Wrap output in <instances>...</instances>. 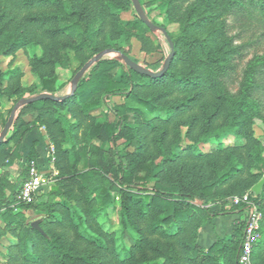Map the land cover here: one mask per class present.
<instances>
[{"label":"trees","instance_id":"16d2710c","mask_svg":"<svg viewBox=\"0 0 264 264\" xmlns=\"http://www.w3.org/2000/svg\"><path fill=\"white\" fill-rule=\"evenodd\" d=\"M203 1L207 9L198 20L187 22L178 36L168 31L175 53L162 75L141 74L123 60L104 58L80 79L73 94L21 104L20 109L30 107L33 116L26 119L19 113L0 142V170L21 157L25 134L41 127L55 149L59 183L48 201L38 197L26 203L18 199L20 187L9 179V172H0V237L11 233L24 239L6 246L4 255L12 264H239L244 220H236L230 235L217 236L208 246L199 242V235L215 218L248 208L231 203L235 179L252 169L258 171L251 174L254 184L264 177V149L251 127L254 118L264 120V50L256 51L264 45V0ZM131 3L0 0V56L37 46L44 37L54 45L64 40L83 65L106 49L130 56L117 45L120 37L135 34L147 41L150 30L140 17L120 19V11ZM48 6L59 12L42 10ZM21 13L23 26L18 22ZM212 24L217 25L205 37L195 34ZM249 52L252 57L244 62ZM53 61L59 62L55 57H30L42 88H29V97L56 94L55 78L44 73ZM115 69L119 77L114 76ZM20 75L18 68L7 72L0 68V95L7 93L2 89L5 80L13 89L10 96L19 93ZM118 95L125 99L114 109L118 122H99L92 112ZM29 97L21 96L16 104ZM182 127H187L189 143L183 141ZM128 129L136 149L122 157L117 138ZM230 134L239 143L221 142ZM104 136L113 149L100 147L92 162L93 142ZM209 142L218 146L209 152L198 148ZM37 144L33 142L27 155L23 179L28 164L37 160ZM114 189L121 192L123 228L138 234L132 246L123 248L124 256L115 245L117 237L104 232L99 223L113 204ZM263 193L264 185L259 195L252 193L263 215L254 264H264ZM218 201L220 208H213ZM29 210L44 215L42 230L27 224Z\"/></svg>","mask_w":264,"mask_h":264},{"label":"rangeland","instance_id":"374dc122","mask_svg":"<svg viewBox=\"0 0 264 264\" xmlns=\"http://www.w3.org/2000/svg\"><path fill=\"white\" fill-rule=\"evenodd\" d=\"M141 1L149 19L166 28L174 36L181 34L184 25L187 22L198 20V18L207 9V5L203 0H172V2H168V0ZM42 10L45 12H59V10H56L50 6L43 7ZM119 17L122 21H132L138 19L139 15L134 7L133 2L128 6V8L122 9L120 11ZM18 20L19 24L21 23L22 26L25 25L26 20L24 19V13L19 14ZM216 25L217 24L207 25L204 28L196 31L195 34L203 38L209 34L210 29L214 28ZM146 35L149 38L147 41L140 39L135 34L122 36L117 41V45L123 47V49H125L130 54V56L136 59L140 64L152 70H161L166 58L171 52L169 41L161 30H149L146 32ZM42 41L43 42L37 46L19 49L15 52V54L0 56V68L2 71L7 72L8 70L15 68L20 69L21 75L18 79V82L22 87L19 93L10 96V93L13 92V89L8 87V82L6 80L2 83V89L7 90V93H5V95H0V133L4 128L3 122L8 120L17 100H19L21 96H31L32 93L28 92V89L31 87H35L37 90L42 88L41 75L33 71L32 66L30 65V57L38 55L44 58L55 57L57 60H59V62L53 61L46 64L44 70L45 75L48 76L47 78H55L56 85L59 87V89L56 91L57 95H66L71 92L72 79L74 78L75 73H77L78 70L83 66L82 59L79 58V56L73 51L69 50V47L65 45L64 40H61V42L56 45H54V43L52 44L51 41L46 37H44ZM44 46H47V50L49 51L48 54H46L47 50H45ZM50 50L55 51L56 54L54 53L51 55ZM262 50H264V45L256 49V51ZM251 57L252 52H249L245 57L244 62H246ZM104 58L122 60L121 56L115 52L106 55ZM244 62L241 64V68L244 66ZM89 71L87 73H89ZM113 74L115 77H119L118 69H115ZM13 82L16 84L17 78H15ZM124 102L125 99L123 95L113 96L110 98L107 105H101L99 108L95 109L92 114L96 116L99 122L108 120L116 123L118 122V118L114 113V109L117 106L123 105ZM19 113L26 119H31L33 116V110L30 107L22 110L19 108L16 112V116ZM251 127L253 129L254 136L260 141L264 149V120L258 117L254 118ZM186 131L187 127H182L181 135L183 141L185 143H189V140L185 137ZM129 136H131V134L130 130L128 129L123 130V132L120 133L117 138L118 151L122 157H126L128 152H132L136 149V146L133 145L132 140L129 139ZM48 142L50 144L49 139ZM221 142L225 145H234L239 143L235 134H230L224 137L221 139ZM113 146L114 145L108 140L107 136L94 140L90 151L91 161H96L100 147L113 149ZM217 146L218 142H209L199 144L198 148L205 152H209ZM46 156L48 160V164L44 166L46 185L39 197L40 201H48L50 199V191L52 187L58 185L59 183L56 178L59 174V170L57 169L54 161L52 162L49 145ZM21 168L22 166L17 162L15 170L19 171ZM257 172V170L252 169L250 172L238 177L232 182L234 186H237V189L231 198V203H234L235 198H241L246 194H248L251 198L254 197V186L264 178L262 177L258 182L256 181V184H254L255 178H253V175L251 174ZM109 179L111 182H113L115 180V174L109 175ZM19 184L20 182H17L16 187H19ZM113 194V204L110 205L102 214L99 223L104 232L113 233L114 236L117 237L115 245L124 256L123 248L132 246L135 243L138 234L132 229L123 228L120 219L121 192L114 189ZM211 206L215 209L220 208L221 203L218 201L217 203H212ZM26 214L28 216V225L34 226L35 223H38L40 226V222L44 218L43 214L35 210H29ZM243 217L244 213H242L241 216L242 220ZM19 241L24 243V239L22 237L18 238L11 233H6L0 237V264H12V262H10L4 255L7 252L6 246L18 243Z\"/></svg>","mask_w":264,"mask_h":264},{"label":"built area","instance_id":"2783aa9c","mask_svg":"<svg viewBox=\"0 0 264 264\" xmlns=\"http://www.w3.org/2000/svg\"><path fill=\"white\" fill-rule=\"evenodd\" d=\"M50 156L52 162L55 161V149L53 144H49ZM46 185L44 169L38 160H32L27 166V177L22 180L18 199L23 202L31 203L40 197ZM235 204H244L248 208L244 212L243 220L245 221L244 238L239 256V264H254L253 249L260 237L259 229L262 220V210L248 194L241 198L234 199Z\"/></svg>","mask_w":264,"mask_h":264},{"label":"water","instance_id":"95a60500","mask_svg":"<svg viewBox=\"0 0 264 264\" xmlns=\"http://www.w3.org/2000/svg\"><path fill=\"white\" fill-rule=\"evenodd\" d=\"M133 4H134V7L139 15V17L141 18V20L150 28V30L152 31H155V30H161L167 37L168 41H169V44H170V48H171V52L170 54L168 55V57L166 58L165 62H164V65L162 67L161 70L159 71H154L152 69H149L148 67L140 64L139 62H136L133 58H131L130 56L126 55V54H121V59L123 60V62L129 66L130 68H132L133 70H135L136 72H139L141 74H145V75H148V76H152V77H156V76H160L162 75L168 68H169V65H170V62L174 56V43L168 33V30L158 24H156L155 22H153L152 20L149 19V17L147 16L140 0H132ZM115 50L114 49H106V50H103L101 51L100 53H98L97 55H95L94 57H92L90 60H88L79 70L78 72L75 74L74 78L72 79V89H71V92L66 94V95H57V94H52V93H48V92H44V93H41L39 95H36V96H33V97H29V98H22L20 100V102H18L3 130L1 131L0 133V142L2 140H4L10 130V128L12 127L13 123H14V120L16 118V112L17 110L21 107V104H29V103H32L33 101H36V100H40V99H53V100H59V99H63L65 98L66 96L70 95V94H73L76 89H77V85L80 81V79L85 76V74L92 68V66L94 64H96L97 62L101 61L102 59H104V57L108 54H111V53H114ZM264 185V178L254 186L253 188V192L256 194V195H259L261 193V190H262V187ZM34 227L38 228L39 230H41V227L38 225V223H35L34 224Z\"/></svg>","mask_w":264,"mask_h":264},{"label":"crops","instance_id":"0c3cea01","mask_svg":"<svg viewBox=\"0 0 264 264\" xmlns=\"http://www.w3.org/2000/svg\"><path fill=\"white\" fill-rule=\"evenodd\" d=\"M34 141L38 142L36 146L38 152L37 160L44 169V166L48 164L46 155L49 142L45 129L41 127H35L25 134L20 143L21 157L12 160L6 168L0 170V172L4 170L8 171L10 175L9 179L15 184L20 182L19 187L21 186L24 177L23 173L26 168L27 155ZM17 162L22 166L19 171L15 170ZM241 216L242 213L223 215L215 218L212 222L207 223L200 229L199 242L202 245L208 246L213 240L216 239L217 236L225 237L230 235L233 232L235 221L241 219ZM0 223L2 222L0 221Z\"/></svg>","mask_w":264,"mask_h":264}]
</instances>
